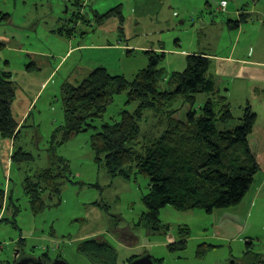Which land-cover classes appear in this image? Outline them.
I'll return each mask as SVG.
<instances>
[{"label": "rangeland", "instance_id": "1", "mask_svg": "<svg viewBox=\"0 0 264 264\" xmlns=\"http://www.w3.org/2000/svg\"><path fill=\"white\" fill-rule=\"evenodd\" d=\"M221 1L0 0V12L9 15L8 21H0V38L10 40L7 47L0 45V70L6 61L13 81L29 96L38 94L13 149L31 154L32 160L9 163L6 155L0 158V264H14L23 257L40 258L46 253L50 263L62 259L67 264H94L77 251L82 241L92 238L108 242L118 264L145 255L157 264H241L248 242L253 252L264 257V164L238 206L206 213L200 209L177 211L167 205L158 213L159 230H152L143 218L148 179L139 174L110 176L103 164H97L91 147V136L102 125L118 121L123 110L136 109L135 103H126V93L115 95L104 115L91 121L87 131L65 143L58 135L54 153L67 162L70 173L59 204L48 193H40L45 205L34 213L24 189L27 179L34 182L38 173L49 167L47 150L53 134L65 122L61 98L65 82L78 84L99 67L131 81L148 64L146 51L164 53L160 67L167 79L185 70L187 55L205 52L223 57L237 41L234 56L249 54L264 68V0H225L228 8L224 11L219 9ZM77 2L82 7H77ZM117 6L125 18L132 16L131 26L118 32L98 29L102 22L117 16L101 15ZM243 14L240 32V27L228 26ZM62 27L67 31L64 35L71 32L73 36H60ZM34 52L50 58L31 56ZM40 60L51 66L25 76V68L38 65ZM51 68L55 71L50 76ZM224 80L221 86L231 84L234 88L233 98L228 96L233 120L227 127L240 124L247 102L260 123L264 119V70L259 79L248 84L247 92L241 80ZM160 88H167L166 80ZM209 97L207 93L196 95L195 108ZM186 108L185 98L174 100L173 109L180 112L177 117ZM160 118L144 113L139 123L141 146L162 133L165 123ZM258 129L260 126L255 127L251 141ZM115 227L128 231L129 236L120 240V234L112 233ZM179 229L188 233L185 248L170 250L169 244L179 239Z\"/></svg>", "mask_w": 264, "mask_h": 264}, {"label": "trees", "instance_id": "2", "mask_svg": "<svg viewBox=\"0 0 264 264\" xmlns=\"http://www.w3.org/2000/svg\"><path fill=\"white\" fill-rule=\"evenodd\" d=\"M121 11L117 6L101 17L116 14L115 17L123 22ZM2 19L8 21L9 15L0 12V21ZM244 19L245 15L239 16L238 21H231L228 26L237 29ZM145 54L147 66L131 81L99 67L78 84H63L61 98L65 122L53 134L47 150L49 167L39 172L34 182L27 179L24 183L34 213L45 205L40 193H48L50 199L59 204L64 182L69 179L67 162L54 153L58 135H62L60 139L65 143L87 131L92 127L91 121L104 115L113 97L122 93L127 95L126 103H135L136 109L133 112L123 110L118 121L102 125L91 136V147L97 164H103L110 176L129 178L139 174L148 179L149 194L143 198L146 208L143 218L152 230H159L158 213L167 205L177 211L200 209L212 213L238 206L249 192L260 170L248 142L256 122L250 104L247 103L243 110L240 124L227 127L233 120L231 105L208 76L211 61L205 53L187 55L185 70L174 72L167 79L160 67L164 53L146 51ZM164 80L167 88L161 90L160 83ZM16 89L12 74L0 70V136L12 141L19 133L12 114ZM202 93L210 97L204 105L195 108L196 95ZM179 97L185 98L188 108L177 117L180 112L173 109V102ZM145 112L161 117L165 126L158 137L144 141L141 146L139 123ZM11 159L12 163H23L32 160V155L19 150ZM179 231L178 241L169 244L170 250L185 248L188 233L185 229ZM112 233L120 234V240L130 234L118 227ZM252 246L251 242L246 243L241 264H264V257L253 252ZM77 251L94 264H118L114 248L102 239L84 240ZM138 257L130 258L126 264ZM40 259L44 263L51 262L47 253Z\"/></svg>", "mask_w": 264, "mask_h": 264}, {"label": "crops", "instance_id": "3", "mask_svg": "<svg viewBox=\"0 0 264 264\" xmlns=\"http://www.w3.org/2000/svg\"><path fill=\"white\" fill-rule=\"evenodd\" d=\"M76 4L78 5L77 7H82L78 2ZM118 5H121V4H118ZM226 8H228V4H227ZM76 14L80 18H83V15H81L82 12H81V14L80 13H76ZM76 14H75V16H76ZM96 14H98L97 11H96ZM121 15L123 17V22H120L118 17H113V18L109 19L108 21L102 22V24H100L98 26V29H100L102 31L108 29L110 31H115V32H118L121 29H124V31H125L126 29H128L131 26L130 23H131V21H133V18H132V16H128V18H125L124 15L122 14V11H121ZM239 27H240V25L238 26V29H239ZM240 31H241V27H240L238 32H240ZM66 32L67 31H65L63 27L58 30V34L60 36H65L66 38H71L73 36V33H71V32L68 33L69 35L68 34L64 35V33H66ZM8 42H10V40H9V38H7V36L0 38V45L4 46V48L7 47L6 44ZM238 44H239V42L237 41L232 46V49L229 52V54L226 56H223V57H216V56L212 55L211 53H205L204 52L209 57V59L211 61L208 76L215 82L216 90H218L223 95H225L228 98V100H229V97L231 99L233 98L234 88L231 84L230 85L224 84L223 86H221V82L225 81L224 79H226V81H228L229 78L234 80V81L235 80H241V82L246 84L244 86V88L246 89V92H247V90L249 88L248 84H251V83L253 84L254 81L259 79V72L264 70V68H262V66H261L262 64H260L256 60L251 59L249 54H246V56L235 57L234 54L236 53V51L238 49ZM16 50H18V48ZM31 56L50 58L49 55L47 56L41 52H34L33 54H31ZM6 64H7V62L4 61L2 70H6V68H7ZM45 65L50 67L51 63L50 62H44V61L40 60L38 65L31 64V67H26L24 74H26L25 76H28L30 73H33V71H41L45 67ZM51 70H53V69L51 68ZM54 71L55 70L52 71L50 76L54 73ZM44 83L45 82H43V84H41V85L43 86ZM16 87H17V89H16L15 97H14L13 102H12V114H13L14 119L17 122L19 128H22L24 126V123L26 122V119H27L26 117L30 113L29 111L32 109V106L34 105L35 99L37 98L38 94H36L34 97H31L28 95V92L26 90H24L23 87H21L18 84H16ZM262 93H264V91ZM244 95L246 96V94H244ZM262 99H264V96L262 97ZM247 103H249V102H247ZM257 126H260L261 129L260 130L258 129L256 138L252 139V141H251L250 138L254 135L255 127H257ZM20 130L21 129L18 130L19 133H20ZM14 142L15 141L8 140V139L2 140L0 138V158L2 157V155H6V158H7V160H9V163L12 162L11 158L13 156V153L15 152V150H13L15 148ZM248 142H249L250 148H251L252 152L254 153V156H255L256 161H257L259 168H260L262 166V164H264V119L261 120L260 123H258V124L255 122L253 132L249 136Z\"/></svg>", "mask_w": 264, "mask_h": 264}, {"label": "water", "instance_id": "4", "mask_svg": "<svg viewBox=\"0 0 264 264\" xmlns=\"http://www.w3.org/2000/svg\"><path fill=\"white\" fill-rule=\"evenodd\" d=\"M214 4H216V3H214ZM16 260H15L14 264H67L62 259H56L52 263H44L41 261L40 258H33V257H23L17 261ZM129 264H154V261L150 255H145V256L138 257V258L134 259Z\"/></svg>", "mask_w": 264, "mask_h": 264}, {"label": "built area", "instance_id": "5", "mask_svg": "<svg viewBox=\"0 0 264 264\" xmlns=\"http://www.w3.org/2000/svg\"><path fill=\"white\" fill-rule=\"evenodd\" d=\"M226 6H227V2H226L225 0H222L221 3H220V7H219V9H220L221 11H224V10L226 9V8H225Z\"/></svg>", "mask_w": 264, "mask_h": 264}]
</instances>
